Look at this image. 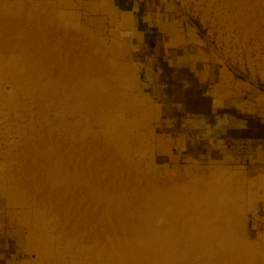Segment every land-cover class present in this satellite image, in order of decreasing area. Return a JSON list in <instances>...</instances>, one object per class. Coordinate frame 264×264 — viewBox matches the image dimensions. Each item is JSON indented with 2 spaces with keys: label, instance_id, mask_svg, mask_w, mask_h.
I'll return each instance as SVG.
<instances>
[{
  "label": "rangeland",
  "instance_id": "obj_1",
  "mask_svg": "<svg viewBox=\"0 0 264 264\" xmlns=\"http://www.w3.org/2000/svg\"><path fill=\"white\" fill-rule=\"evenodd\" d=\"M169 1L198 27L228 99L196 127L189 93L163 77L162 112L194 147L227 119L215 138L238 140L220 157L168 151L161 99L143 91L112 11L96 0H0L9 264H123L109 250L139 227L168 234L179 264H264V0Z\"/></svg>",
  "mask_w": 264,
  "mask_h": 264
},
{
  "label": "crops",
  "instance_id": "obj_2",
  "mask_svg": "<svg viewBox=\"0 0 264 264\" xmlns=\"http://www.w3.org/2000/svg\"><path fill=\"white\" fill-rule=\"evenodd\" d=\"M96 1L115 14L114 23L131 46L130 61L139 69V77L142 76L143 91L150 100V93L154 98L161 99L158 100L160 103H153V106L159 109L157 131L161 134L160 139L170 145L168 151L174 150L171 153L176 152L174 157L177 159H199L206 156L213 159L225 155L228 146H234L230 142L236 143L238 139H216L217 135L211 137L212 132L205 131L199 135L197 133L196 143L205 139L207 147H194L188 135L173 123L170 124L167 113L162 112L167 98L164 94L167 85L162 83L163 77L175 79L173 82L189 93L188 100L192 105L186 112L199 119L195 122L196 127H207V119L227 109L225 104L228 93L224 88L227 85L218 86L221 79L213 81L217 75L209 66L210 52L198 27L181 19L169 0ZM177 107L180 108L181 105ZM220 123V126H226L227 119ZM223 130L219 128V133L223 134ZM9 245L11 244L7 243L4 234L1 235V264H9L12 260L11 255L3 249V246Z\"/></svg>",
  "mask_w": 264,
  "mask_h": 264
},
{
  "label": "bare ground",
  "instance_id": "obj_3",
  "mask_svg": "<svg viewBox=\"0 0 264 264\" xmlns=\"http://www.w3.org/2000/svg\"><path fill=\"white\" fill-rule=\"evenodd\" d=\"M165 235L168 236L166 233L155 234L139 227L137 233L124 235L125 238L121 239L124 241V245L113 251L109 250V256L118 263L123 264L125 262L130 264H141L143 262L144 264H179L177 259L180 254H176L171 249L175 244H169L171 239L165 237ZM189 260L191 259H188L187 262Z\"/></svg>",
  "mask_w": 264,
  "mask_h": 264
},
{
  "label": "water",
  "instance_id": "obj_4",
  "mask_svg": "<svg viewBox=\"0 0 264 264\" xmlns=\"http://www.w3.org/2000/svg\"><path fill=\"white\" fill-rule=\"evenodd\" d=\"M219 128H226V126L223 127V126H220V125H219V126L217 127V129H216V132L219 131ZM216 132L212 133V134H211V137H212V136L214 137Z\"/></svg>",
  "mask_w": 264,
  "mask_h": 264
},
{
  "label": "trees",
  "instance_id": "obj_5",
  "mask_svg": "<svg viewBox=\"0 0 264 264\" xmlns=\"http://www.w3.org/2000/svg\"><path fill=\"white\" fill-rule=\"evenodd\" d=\"M250 139H256V138H250Z\"/></svg>",
  "mask_w": 264,
  "mask_h": 264
}]
</instances>
